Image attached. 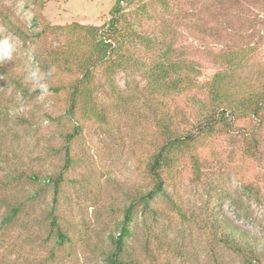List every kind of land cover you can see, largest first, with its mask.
Here are the masks:
<instances>
[{"label": "rangeland", "instance_id": "rangeland-1", "mask_svg": "<svg viewBox=\"0 0 264 264\" xmlns=\"http://www.w3.org/2000/svg\"><path fill=\"white\" fill-rule=\"evenodd\" d=\"M116 3L0 0V38L8 36L16 44L13 58L0 61V91L7 94L12 114L32 122L15 128L18 137L12 147L40 173L38 182L25 187L39 193L41 218L53 206L54 184L49 179L63 171L65 137L77 125L66 115L67 90L95 58L92 39L79 27L106 25ZM119 17L117 57L127 64L125 70L98 68L92 77L94 109L105 120L78 116L82 133L72 141V166L64 172L58 199L60 224L71 241L55 248L58 264H108L126 209L154 187L146 170L164 142L161 118L170 115L183 125L193 98L206 96L200 83L220 69L215 63L218 52L254 48L264 61V0H124ZM162 65L175 69L173 77H185L184 92L162 96L158 84L148 78ZM195 67L203 74L196 86ZM255 71L251 64L241 75ZM9 78L23 82L30 95L24 97ZM41 84L48 85V94ZM113 88L126 96L124 102ZM238 134L236 129L212 140L203 152L200 174L185 162L176 180L167 182V193L183 207L187 219L163 197L152 203V212L136 204L126 238V254L133 264H244L240 255L210 240L206 225L213 209L264 247V159L257 162L245 155ZM31 230L30 243L20 253L38 264L50 255L56 235L46 222ZM19 231L12 237L22 246ZM47 237L49 246L44 247ZM15 257L16 264L25 263Z\"/></svg>", "mask_w": 264, "mask_h": 264}, {"label": "trees", "instance_id": "trees-1", "mask_svg": "<svg viewBox=\"0 0 264 264\" xmlns=\"http://www.w3.org/2000/svg\"><path fill=\"white\" fill-rule=\"evenodd\" d=\"M123 1L117 0L113 17L106 25L79 27L86 30L87 35L92 39L95 58L94 61H89L90 65L84 69L81 78L72 83L67 90L70 94V103L66 115L69 120H75L77 125L74 131L65 137L67 153L63 171L56 179H49L53 180L54 184L53 206L43 218L39 214V193H31L29 192L31 190L27 191L25 187L38 182L40 173L28 167L23 162V158L19 159L17 149L12 147L18 137L15 128L32 125V122L23 115L12 114V107L6 100L7 94L0 91V264L18 263V257L15 256L23 257L24 264H33L30 263V257L22 256L20 252L26 250V246L30 243L34 224L41 227L46 222L50 231L56 235V243L50 248V255L41 258L38 264H58V251L55 248L71 241L60 224L58 212L60 188L64 181V172L72 166L70 160L72 141L82 133V121L78 116L86 115L88 118L105 120V115L94 109L97 106V98L91 82L94 72L102 67L125 70L126 60L117 57L121 36L119 14ZM259 60L254 48L242 53L218 52L215 55V63L220 69L200 83L205 87L206 96L193 98V109H190L191 113L190 111L184 113L186 119L182 120L183 125L180 123L178 126L170 115L161 118L159 127L164 142L146 170L147 177L153 182L154 187L126 209V222L119 236L114 239V249L108 256V264H133V259L126 254L128 250L126 238L131 235L127 223L132 220L136 204L141 203L144 210L152 212L155 211L152 203L158 197H163L183 219L188 218L183 207L167 193L166 184L176 180L185 162L192 166L196 174H200L204 166L203 152L211 148L212 140L219 134L238 129V135L244 141V154L257 162L264 159L262 155L264 153V61ZM251 64L256 66V71L241 75V72L245 73ZM155 70V76L150 75L148 78L152 83L158 84L162 96L171 97L188 88L183 75L173 77L175 69L170 65H162ZM193 71V84L196 86L199 85L196 83L197 78L203 74L198 68L196 70V67ZM8 80L24 97L30 95L31 91L23 82L13 78ZM253 84L256 85L255 88H252ZM113 90L120 101L126 100L124 94L122 95L116 88ZM191 115L192 117H189ZM209 217L210 221L206 228L213 243L222 244L240 255L244 264H264V247L259 245L253 235L232 224L223 213H217L216 209L212 210ZM18 230H20L18 234L21 236L22 246L13 241V233ZM42 241L41 245L49 246V237Z\"/></svg>", "mask_w": 264, "mask_h": 264}, {"label": "clouds", "instance_id": "clouds-1", "mask_svg": "<svg viewBox=\"0 0 264 264\" xmlns=\"http://www.w3.org/2000/svg\"><path fill=\"white\" fill-rule=\"evenodd\" d=\"M0 31H3V29H0ZM16 50V44L14 41L8 37L3 36L0 38V61L3 60H11L13 58V54ZM32 76H36V72H32ZM39 87L42 89L44 94H48V85L47 84H41Z\"/></svg>", "mask_w": 264, "mask_h": 264}]
</instances>
